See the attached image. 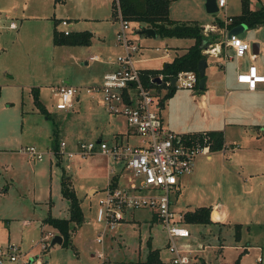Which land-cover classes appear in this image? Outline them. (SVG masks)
Returning a JSON list of instances; mask_svg holds the SVG:
<instances>
[{"label": "rangeland", "instance_id": "374dc122", "mask_svg": "<svg viewBox=\"0 0 264 264\" xmlns=\"http://www.w3.org/2000/svg\"><path fill=\"white\" fill-rule=\"evenodd\" d=\"M24 1L0 0L1 13L12 15L14 21L20 24L21 20L16 15ZM110 1L85 0L79 8L85 11L91 4L95 13L108 18L106 15L110 14ZM52 2L53 0L43 2V13L53 10L50 4ZM54 2L57 5L60 3L56 0ZM71 3L78 2L72 0ZM249 3L256 8L264 5V0H249ZM240 11L241 0H227L226 7L215 12L206 11L205 0H171L169 7L172 18L195 20L200 25L212 24L228 15H237ZM55 20L39 18L24 21L23 29L27 32L17 39L20 40L16 45V54L21 64L19 74L24 79L25 70L30 69L31 79L38 86L39 99L46 112L38 109L28 89L4 84V75H0V246L15 244L20 250L16 261L4 260L0 264H35L37 258L46 260V264H144L150 249H157L159 252L160 262L155 264H167L170 255L166 246L167 233L160 221L154 218L150 208L128 209L125 219L114 230L108 231L102 242L96 241L104 225L98 218V199L104 195L108 183V167H119L116 161L99 151L85 158L74 156L68 159L66 154H61V162L57 160L59 154H50L48 147L59 148L62 138L72 137L68 133V127L76 131L81 128L90 129L92 133L103 131L104 137L111 140L112 136L107 131L111 127V131H114L116 122V129L124 125L121 115L114 119L113 114L105 109L100 100V92L86 91L87 87L101 81L102 63L89 61L86 65L76 58L77 54L71 56L67 47L54 45L50 27ZM134 25L137 26V23ZM61 26L60 23L58 27L63 28ZM15 30L6 32L14 35ZM239 35L250 44L246 54L248 57L253 43L264 40V23L246 26ZM147 40H150V46L144 51L145 55L156 56L166 44L165 40L169 45H183L189 43L191 38L147 39L146 36H141L143 44ZM119 51L120 49L113 52V55L116 56ZM206 58L209 63L212 61V57L206 55ZM161 63L162 59H151L139 65L157 67ZM234 63L233 65L236 64ZM63 82L74 85L76 95L80 98L71 107L58 109L52 87ZM176 90L185 93L197 91L196 88L183 87ZM204 90L206 88L202 89ZM250 99H241L240 107L243 110L249 108ZM86 111L91 115L86 116ZM241 113L240 111L239 114ZM232 143L238 145L235 147ZM227 144L225 152L221 148L220 151L211 152L212 157L209 159L200 156L196 176L185 175L180 191H172L171 198L174 200L173 207L182 211L198 204L209 205L213 201L217 202L216 206L224 204V223L218 227L222 226V236L226 238L224 243L236 244L239 240L234 238V225L240 224L243 240L249 232L248 227L253 234V230L264 223V134L253 133L241 138L237 130H229ZM29 145H35L44 152L41 160L24 151ZM65 149L68 148L65 146ZM63 170L72 178L84 219L76 227L73 222L70 223L71 244L63 246L55 243L49 246L50 238L47 247L43 249L41 237L50 231L55 235L58 230L42 222V219L48 214L56 217L69 216L68 201L60 191ZM91 188L96 189L93 194H89ZM188 226L193 234V224ZM222 249L220 257L226 262L234 260L238 246L228 245ZM205 250L207 253L213 252L211 247ZM97 251H103L104 256L98 257Z\"/></svg>", "mask_w": 264, "mask_h": 264}, {"label": "built area", "instance_id": "2783aa9c", "mask_svg": "<svg viewBox=\"0 0 264 264\" xmlns=\"http://www.w3.org/2000/svg\"><path fill=\"white\" fill-rule=\"evenodd\" d=\"M216 3L218 8H223L226 0H216ZM115 16L118 22L115 38L122 51L113 60L116 66L103 74L100 83L87 87L86 91L100 92L105 109L111 114L123 115L127 124L142 137L143 143L135 145L120 141L110 143L106 140L83 139L78 142L76 150H69L65 149L66 141L61 140L57 151L50 150V154H66L71 159L74 156L85 158L99 151L123 163L129 170L130 174L124 182L112 184L110 179L104 195L98 199V218L104 225L96 237L97 242H102L105 234L116 228L125 218L128 209L150 208L167 233L166 246L170 254L167 264H237L235 261H206L198 257L197 252L204 248V244L193 242L190 228L184 221V212L172 205L171 193L176 187L178 176L191 173L195 157L210 152L209 136L206 131H202L189 138V134L165 126L159 113V95L151 85L143 82L141 69L137 65L140 60L137 54L142 46L132 35L136 27L121 14L118 0ZM231 21L232 16L228 15L223 19L222 25H202L205 37L202 53L219 57L221 63H224L233 56L240 58L248 52L249 42L238 34H225V37L220 36L218 39L215 37V32L227 31ZM60 23L63 33L68 34L71 31L70 21L63 18ZM90 58L97 59L98 56L92 55ZM158 76L164 87L172 85L171 79H166L163 73ZM174 77V86L196 88L197 91L193 94L198 92L196 71L181 70ZM236 80L254 89L258 82H264V71H260L255 63H250L246 68L237 71ZM150 82H155L152 76ZM52 90L58 109L72 106L77 94L74 85L61 83ZM24 151L38 160L43 158L44 152L35 145L26 146ZM53 236L54 233L50 231L41 237L43 249ZM19 251L15 244L0 246V263L4 260L16 261ZM96 255L103 257L104 253L97 251ZM35 264H46V260L37 258Z\"/></svg>", "mask_w": 264, "mask_h": 264}, {"label": "crops", "instance_id": "0c3cea01", "mask_svg": "<svg viewBox=\"0 0 264 264\" xmlns=\"http://www.w3.org/2000/svg\"><path fill=\"white\" fill-rule=\"evenodd\" d=\"M32 1L33 2L30 3L28 2V0H25L23 6L19 9V12L16 16L17 18H20V24H17L14 21L12 15L9 16L8 14L1 13L2 9L0 8V75H4L5 81H3V83L12 85L13 87H25V89H28V91H30L31 93L32 87L38 88V86L34 85L33 80L31 79L30 69L26 68L27 70H25L26 73L24 74L26 76L24 79L21 78V74H19L21 64L16 54V45L20 40L17 39L19 37L22 38V36H24L27 32L26 29H23L24 21L39 18L56 19L52 27H50L51 40L54 45L67 47V50L71 52V56L77 54L76 58L78 60L84 61V64L86 65H88L89 61H97L102 63L100 72V80L102 81L103 74L109 70H112L116 66V64L113 62L114 58L116 57L115 55H113V52H116L119 49L120 51L118 53L122 51L115 38L118 22L116 16L113 14L112 0L110 1V14L106 15L108 16V18H104L103 15H100L99 13H95L93 11L95 10V8L91 4H89V7L85 11L83 10V8H79V6L85 0H75L76 2H78L77 4L71 3L72 0H56L60 1L58 5L53 0V2L50 3L52 4L53 10L49 11V13H43V11L41 10L43 2L47 0ZM251 8L256 9L258 7ZM57 12H59V15H57ZM63 18H66L70 21V32L89 30L91 32L90 42L88 44L73 45L55 44L53 42V30L54 28H56L62 31L63 28L58 27V25L60 24V20ZM135 27L136 30L132 33V35L140 42L142 46L141 50L137 54V57L140 59L137 62V65L140 69H160L166 62L171 61L174 56L185 52L187 47L193 43L192 38L189 43H185L183 45H169V43H167V41L165 40L166 44L162 46V51L159 55H145L144 51L147 50L148 46H150V40H147V42L143 44L141 41V36L144 35L147 39H156L161 36H148L145 33H141V28L138 27V24ZM13 29H16L14 35L8 34L6 32ZM229 29L231 28H228L227 31L215 32L214 35L217 39L220 38V36L225 37V34H228ZM135 33L141 34V36H137V34ZM237 34L239 35V33ZM239 36L242 37L241 35ZM173 37L175 36L162 38L172 39ZM165 49L167 50V52H165ZM246 54H248V52ZM246 54L240 58L233 56L227 59L224 63H221V59L219 57L210 56L212 57V61L210 63L206 58V80L204 85L206 90H198V94H193V92L190 91V93L176 92V89H178V87L171 85L172 87H174L172 95L165 100L162 106L159 102V113L165 126H167V128L171 130L184 134H193L202 131L207 132L210 130H221L224 137V146L222 147V149H224V152L228 147L227 134L229 130H237L239 132V137L241 138H246L253 133L257 135H263L264 82H258L257 86L254 89H250L245 83L238 82L236 80V73L239 69L246 68L250 63H255L260 71H264V40L253 43L251 53L248 57L246 56ZM92 55H97L98 58L91 59L90 56ZM151 59H162V63L157 67H153L151 65H139V63H143ZM233 62H235L236 64L234 63L235 65H233ZM240 62L243 63L240 64ZM159 73L162 72H158L157 74L150 76H152L153 80L155 81V78L159 77ZM155 82H151L150 85L157 91L160 99V97L168 90L169 87L167 88L163 86L158 89L156 83L160 84V81L156 83ZM54 87H52V89ZM245 97H250L251 99L248 100L249 108H245V110H243L240 107V103L241 99ZM79 98L80 97L76 95L74 101L78 100ZM87 109L91 111L90 108ZM240 111L242 112L241 114H239ZM32 112H34V110H32ZM26 113L28 112L26 111ZM85 114L86 116L91 115L88 111H86ZM121 116L124 119L122 120L124 124L123 127H119L116 129V122L114 124V131H111L113 127H111L107 131V133L111 134L112 136L111 140H108L106 137H104L103 131L92 133L90 129L81 128L76 131L73 128L70 130L69 127L68 133L72 134V137L67 138V136L65 135L68 141L65 140V137L62 138V140L66 141V147L69 150H76L78 142L83 139L106 140L110 143L113 141H120L135 145L142 144V137L137 134V132L131 126L127 124L125 117L123 115ZM112 117L114 119H117L118 117H120V114H113ZM65 129L67 130V128ZM231 145H235L236 147V145L238 144L232 143ZM48 148L49 150L55 149V147H52L51 149L50 147ZM217 150L220 151L221 149ZM211 152H215V150L210 149V152L208 154H199L196 156L197 158L195 157V164L192 172L188 174H181L178 176L177 184L173 192L175 191L178 193L180 191V188L184 183L183 178L185 175H191V177L192 175L193 177L196 176V165H198V162H200L201 160L199 157L204 156L206 159H209L212 157ZM57 158L58 162H61L60 155H57ZM109 159L111 160L112 158L109 157ZM116 164L117 166H119L118 169H113L110 166L108 167V182L111 178H113L114 181L116 180V182L118 183L124 182L126 180V176L129 174L128 169L124 166L123 163L116 161ZM95 191V188H91L89 194H93ZM173 203L174 200L172 198V205ZM216 203V201H213L212 203H209V205H205L210 206L211 219L213 220V222L207 224L193 223V234L192 229L189 227L191 236L193 237V242H203L202 244H204V248L197 252L198 257L206 261H225V259L220 257L223 246L235 245L238 246V249L233 258L234 260H231L230 262L235 261L237 262V264H264V223L260 224V228L254 229L253 234L252 230L248 227L249 232L247 236L243 238V240H241V227H239V229L237 230L236 225H234V238L238 239L239 242L237 241L236 244L234 242L233 244H231L232 242H230V244H226L224 243L225 241H223L226 240V238L222 236V226L218 227V225H222L224 223L225 205L219 203L216 206ZM202 205L198 204L194 208ZM213 210H216L218 212L217 214L219 215V217L213 216ZM153 215L156 219L157 217L154 212ZM25 222L28 221L25 220ZM225 234L227 233L225 232ZM112 236L113 235H111V237ZM208 247L213 248V252L207 253V250H205V248ZM259 257H261V259H258Z\"/></svg>", "mask_w": 264, "mask_h": 264}, {"label": "trees", "instance_id": "16d2710c", "mask_svg": "<svg viewBox=\"0 0 264 264\" xmlns=\"http://www.w3.org/2000/svg\"><path fill=\"white\" fill-rule=\"evenodd\" d=\"M171 0H118L121 14L132 21L137 23L138 27H151L155 30L157 35L161 37H189L193 39V43L187 47L185 52L176 55L171 61L166 62L160 69H141V76L143 82L146 85H150V75H155L158 72H162L165 78L171 79L181 70H194L198 73V62L206 55L202 53L201 48L203 45L204 35L202 32V25L193 20H180L173 19L169 15V7ZM113 14H116V0H112ZM217 24L222 25L223 20L218 19ZM244 23L247 26H257L264 23V5L252 9L250 7L249 0H241V11L237 15H232V21L228 23V28ZM91 39V32L89 30L73 31L68 34H64L63 31L54 28L53 30V42L59 45H73V44H88ZM158 89L163 87L162 84H157ZM198 86V84H197ZM205 88V86L203 87ZM202 88V89H203ZM33 99L38 106V109L42 112H46L45 106L39 99L38 88L32 87ZM174 87L169 86L168 90L160 97L161 106L165 100L173 93ZM200 90V89H199ZM189 134V138L195 136V134ZM210 140V149L217 150L224 146V137L221 130L207 131ZM55 147V151H57ZM112 184L117 183L111 178ZM60 190L63 197L68 201L69 216L68 217H56L51 214L46 215L43 218V222H46L58 230V233L62 236L61 245L65 246L71 244L72 229L70 223L73 222V226L80 224L83 219V211L80 204V199L73 187L72 178L64 170L60 179ZM216 210H213V216L219 217ZM184 221L188 225L193 223L207 224L213 222L211 219L210 206H198L194 209H189L184 212ZM240 224L236 225L238 230ZM160 262L159 252L157 249H150L147 258L143 261L144 264H155Z\"/></svg>", "mask_w": 264, "mask_h": 264}, {"label": "water", "instance_id": "95a60500", "mask_svg": "<svg viewBox=\"0 0 264 264\" xmlns=\"http://www.w3.org/2000/svg\"><path fill=\"white\" fill-rule=\"evenodd\" d=\"M205 8H206V11L208 12H215L218 10V6H217V3H216V0H205ZM244 28H246V24L244 23H240V24H237L235 26H233L231 29H229V32H228V35H230L231 33H240L241 31L244 30ZM141 33H145L147 34L148 36H156L157 33L155 32V30L151 27H144V28H141ZM206 58L203 57L199 60L198 62V73H199V79H198V88L199 89H202L205 85V80H206V75H205V67H206ZM155 81L156 82H159L160 79L159 77H156L155 78ZM171 82H172V86L175 85V77H172L171 78ZM62 242V236L57 233L55 234L50 243H49V246L55 244V243H58L60 244ZM31 261V259L29 260V262Z\"/></svg>", "mask_w": 264, "mask_h": 264}]
</instances>
